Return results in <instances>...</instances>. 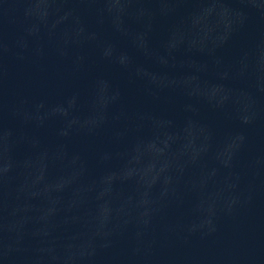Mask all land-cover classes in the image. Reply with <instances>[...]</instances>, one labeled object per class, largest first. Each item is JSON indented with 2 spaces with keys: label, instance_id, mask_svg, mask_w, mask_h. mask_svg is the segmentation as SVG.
Masks as SVG:
<instances>
[{
  "label": "water",
  "instance_id": "95a60500",
  "mask_svg": "<svg viewBox=\"0 0 264 264\" xmlns=\"http://www.w3.org/2000/svg\"><path fill=\"white\" fill-rule=\"evenodd\" d=\"M0 264H264V0H0Z\"/></svg>",
  "mask_w": 264,
  "mask_h": 264
}]
</instances>
